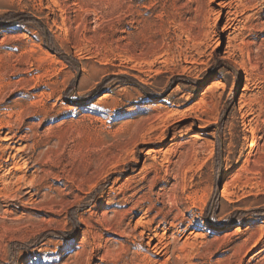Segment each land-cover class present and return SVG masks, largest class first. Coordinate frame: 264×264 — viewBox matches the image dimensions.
I'll list each match as a JSON object with an SVG mask.
<instances>
[{
    "label": "rangeland",
    "instance_id": "374dc122",
    "mask_svg": "<svg viewBox=\"0 0 264 264\" xmlns=\"http://www.w3.org/2000/svg\"><path fill=\"white\" fill-rule=\"evenodd\" d=\"M235 1L229 47L221 0H0V264H262L264 0Z\"/></svg>",
    "mask_w": 264,
    "mask_h": 264
},
{
    "label": "bare ground",
    "instance_id": "6f19581e",
    "mask_svg": "<svg viewBox=\"0 0 264 264\" xmlns=\"http://www.w3.org/2000/svg\"><path fill=\"white\" fill-rule=\"evenodd\" d=\"M213 1H216V0H213ZM244 1V0H243ZM244 2H239V1H235V0H221V3L219 4L220 5V7L222 8V11L223 12H221V14H220V16L222 17H224L225 16V19H226V23H225V26H224V31H226V33H228V35H229V47H231L232 46V44H233V40H231L230 39V36L232 35V34H234L235 32H237L238 30H239V28H238V26L241 24V14L242 13H244L245 11L243 10V8L241 9V7H246L245 6V4H243ZM241 9V10H240ZM224 12H226V15H224ZM243 15V14H242ZM241 34V33H240ZM238 36H240V35H238ZM237 39V38H236ZM1 91H2V88H0V97H1ZM3 109H4V107L3 108H0V125L2 124V121H5V120H2L3 119V115H6V112H4L3 111ZM5 109H7V108H5ZM254 115V111L252 110V109H249V110H247L246 112H244L243 113V117L246 119V118H249V117H251V116H253ZM8 118H9V120L11 121L12 120V118H13V114L11 115V114H8V116H7ZM8 120V119H7ZM10 121H8V122H6V123H8L9 124V122ZM246 121V120H245ZM4 123V122H3ZM17 124V123H16ZM22 124V123H21ZM4 125V124H3ZM6 125V124H5ZM13 125V124H12ZM18 125V124H17ZM16 127V126H15ZM1 128V127H0ZM4 128V127H3ZM6 128V127H5ZM8 130H10V129H8ZM11 132V131H10ZM9 134H11V133H9ZM7 135V134H6ZM5 135V136H6ZM200 135L203 137V136H205V134H199V137H200ZM27 138V137H26ZM6 140L7 141H9L11 144H9L7 147H5L3 150L1 149V154H5L6 152L8 153V151H15L16 150V146L20 143V144H22V143H24L25 141H24V137H19L17 134H14V135H12V136H7L6 137ZM20 151H22V150H20ZM9 154V153H8ZM15 156V155H14ZM14 156H13V158H14ZM185 156H186V154H185ZM17 157V156H16ZM187 157V156H186ZM7 158H9V156L7 157ZM11 159V158H10ZM16 159V158H15ZM5 161V160H4ZM10 161V160H9ZM16 161V160H15ZM13 162V161H12ZM248 162V161H247ZM5 163H7L8 164V161H6ZM3 164V163H2ZM1 165V164H0ZM16 165V164H15ZM2 166V165H1ZM7 166V165H6ZM12 166V165H11ZM8 167V166H7ZM18 167V166H17ZM13 168H15L14 170H17L18 171V169L14 166ZM1 169V168H0ZM10 169V168H9ZM12 169V168H11ZM10 171V170H9ZM9 173V172H8ZM158 179V178H157ZM34 180V179H33ZM25 181V180H24ZM146 182V181H145ZM24 183V182H23ZM31 183H32V181H31ZM30 183V184H31ZM21 184H22V179L21 178H18L17 179V181H15V183H11V182H7L5 179L2 181V183L0 184V188H1V186H2V188L0 189V198H5V199H7L8 201H9V199H10V201H11V199H14L15 198V196L14 195H12V194H7L8 193V191L10 190L8 187H10V186H17V188H18V190H17V193H19L20 192V189L22 190V187H21ZM117 184V183H116ZM34 185V184H33ZM31 187V186H30ZM138 188V187H137ZM4 189H8V191L6 192V193H4L3 191H4ZM20 193H22V192H20ZM29 193V192H28ZM126 193V192H125ZM124 195V194H123ZM133 196H131V200H130V204L129 205H132L129 209H127V210H123V211H118V213H117V220H119V225L121 226V225H123V223H124V219H125V217L126 218H128L129 216H132L134 213H136V209H138V208H141L142 206H143V203H145L147 200L145 199H140L139 197H136V198H139V199H136L135 198V196L134 195H136V194H132ZM160 195V194H159ZM170 199V198H169ZM126 201V200H125ZM170 201H171V203H175V198H172V199H170ZM147 203V202H146ZM23 204V203H22ZM154 206V205H153ZM156 208V207H155ZM140 210V209H139ZM147 210H148V208H147ZM161 211V210H160ZM144 213H145V211H144ZM147 214V213H146ZM146 214H144V215H146ZM157 214V213H156ZM156 216V215H155ZM176 217V216H175ZM134 217L132 216L131 218H128V220H132ZM156 218V217H155ZM154 218V219H155ZM145 218H143V220H144ZM142 220H139L138 222H137V226L135 227V229H137V228H139L138 226L139 225H145V224H143L142 222H141ZM148 222V221H147ZM118 225V226H119ZM147 225V224H146ZM149 225V224H148ZM151 225V224H150ZM170 225V224H169ZM176 225H178V224H176ZM142 226H140V228L142 227ZM144 227V226H143ZM145 228V227H144ZM148 229H149V227H147ZM172 228V227H171ZM156 229V228H155ZM176 229V228H175ZM164 230V229H163ZM166 230V229H165ZM164 230V231H165ZM179 230V229H178ZM177 230V231H178ZM150 231V233L149 234H147V237H145V230L144 231H142L141 233H140V235H141V237H142V240L145 242L146 240L148 241V243H144L145 245H147L148 247H150L152 244H153V242L155 241V240H157L158 241V243L159 244H162V239H163V236L162 237H160L159 235H154L153 234V231H151V230H148V232ZM159 231V230H158ZM169 231V230H168ZM125 234V233H124ZM131 236H133L132 234H130ZM139 235V234H138ZM164 235V234H163ZM127 236H129L128 234H127ZM140 237V238H141ZM262 237V236H261ZM165 238V237H164ZM132 241V240H131ZM259 241V240H258ZM158 244V245H159ZM262 245H264V243H261ZM158 245H156V246H154L153 248H155L156 249V251L158 252L157 254H158V256L159 255H161V249H159V246ZM162 245H164V243L162 244ZM257 245V244H256ZM166 246V245H165ZM261 246V245H260ZM142 247V246H141ZM164 246H162V248H163ZM163 249H165V247L163 248ZM162 249V250H163ZM140 250V249H139ZM168 251V250H167ZM167 253V252H166ZM264 253V248L259 252V254L258 255H260V254H263ZM137 254L138 255H136V258L138 259V257L139 256H141L140 255V253H138L137 252ZM156 254V255H157ZM163 256H164V254H163ZM134 259V258H133ZM257 259H259V257L257 258ZM136 260V259H135ZM176 262V261H175ZM261 262V261H260ZM259 264V263H258ZM262 264H264V261L262 262Z\"/></svg>",
    "mask_w": 264,
    "mask_h": 264
}]
</instances>
